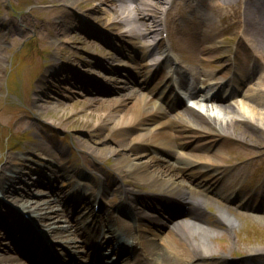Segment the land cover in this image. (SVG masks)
<instances>
[{
  "label": "rangeland",
  "instance_id": "obj_1",
  "mask_svg": "<svg viewBox=\"0 0 264 264\" xmlns=\"http://www.w3.org/2000/svg\"><path fill=\"white\" fill-rule=\"evenodd\" d=\"M240 1L241 0H238L231 8H223L222 11L231 12L232 10L238 9L239 6L241 7ZM177 2H179V0H177ZM154 3L159 4L157 1H154ZM98 4L99 1L90 2L89 0H82V2L73 6L61 0H0V39L2 37L0 42V166H3L6 161H1V159H6L7 156H24L28 154V156H30L29 158H33L27 150L36 151L35 146L38 144H44L48 147L49 143L60 141L66 143L64 147H73V144L68 142L63 136H73L76 139L73 142H76L80 148L86 149L88 145H91L94 146L96 151H99L106 147L103 143L104 140L101 142L92 140L94 139V134L100 133L107 135L109 130L117 124L116 121L121 119L122 113L116 115L115 119H113L114 121H112L113 123L109 124L111 127L107 126L106 128L97 129L95 126V121L98 119L96 116L97 109L89 106V102L86 101L88 98H91L90 96L86 94L78 96L71 93L72 91L82 92L79 90V86L75 84L71 85L68 91L66 90L63 95L55 97V99L53 93L56 87L50 86L51 88H49L50 91L47 92V95H44V98L40 97L44 100H52L53 102L50 104H44L42 101L38 102L37 99V86L45 74L43 67L52 61V56L54 57L55 54L58 53L60 56V61L58 62L59 66H65L64 68H68L69 66L79 69L82 66V62L84 60L87 61V54L83 51L81 52V49L87 50L88 48L75 44L74 41H76L77 38L74 39L73 36L79 35L84 37L81 33L84 29L81 26H87L85 22H83L84 20L88 21L87 19L95 26L102 25L101 27L105 30L107 29L105 25H109L110 23L108 22L112 21L113 17L107 14L104 20L98 21L96 19V17L99 18L100 16V13L98 15L100 7H96ZM132 4L133 2L130 0L125 1V5L128 7L132 6ZM109 5V2L104 3L103 8L107 9ZM157 6V9H161L165 5L161 6L159 4ZM223 6L224 5H222V7ZM184 10L185 11L182 10V12L177 6L174 9L173 17L179 16L175 18H179L181 24L187 16L191 17V11L186 12V9ZM74 16H77L76 21L74 20ZM217 17L218 13L215 10L210 13L207 19L214 29L218 27ZM81 20L83 23H80ZM237 22L238 19H235L234 23L228 27L227 31H224L225 34L220 37L224 40V47L217 51L218 56L204 63H195L194 67L196 69L198 68V70L202 72L207 70L211 75H224L225 71L222 70L221 72L220 69L228 58L234 56L235 48L238 47L237 37L239 38V36L233 34V31L237 29ZM223 23L226 22L222 20V27ZM53 24L61 28L56 34H51V26ZM110 26L115 28L118 27V25L115 24H110ZM188 29L192 30V26ZM85 31L86 30H84V32ZM46 43H49V45H45ZM59 47L62 49L60 50ZM87 51L96 53V55L102 57H107L111 59V62L116 68L119 67V62L115 61L112 56L114 53L103 45L94 44ZM227 53L229 55H226ZM242 56L243 53L240 57ZM235 58H239V56L236 55ZM254 67L255 70L253 73L248 74L249 77L252 76L250 77L252 83L250 80L247 82L244 81L245 83L240 88L241 95L229 106L232 108V114H224L221 109L213 107H211L212 109L206 110L211 119L217 120L218 122H225L227 119L240 120L248 118L254 122L256 121L258 126L262 129V138L259 139H255V135H252V133L249 134L251 129L241 127L239 131L234 130L233 135L237 136L243 143L234 142L232 145H228V150L224 152V157H226L224 162L226 161V164L234 160H244L249 163V167L243 172L244 174L240 181V185L244 188H247V186H262L261 183L263 182L262 180H264L258 179L260 177L258 175L264 171V76L262 74L263 69L257 66V62H255ZM218 70H220L221 73H219ZM93 74L99 77V73ZM81 77L84 76L82 75ZM115 78L116 77H114V79ZM56 80L59 81L56 83V86L61 83V85L65 84V82L60 81L59 77H56ZM102 80L111 88L113 87L114 94L95 97L98 103L101 100L108 103L114 99L120 101V98H124L128 94L126 89H123V86L119 84L117 80L116 82L114 80H112V82H108L106 79ZM249 94H255L260 97L259 104L255 106L254 103L249 102L247 98ZM106 102L105 104L107 105L108 103ZM128 105H133V102L129 100ZM243 107L252 109L251 111L255 112V114L250 117L249 114L243 111ZM92 111L94 114L90 115L89 113ZM46 123L50 124L52 128H49ZM203 125L205 124H202V126ZM45 131L50 134V137L44 135ZM141 131L139 129H134L132 135H136ZM54 143L57 144V142ZM75 147L71 150L73 159L81 164V162L84 161L83 155H80L79 150H76L78 149L77 145H75ZM113 147L115 148L117 146L113 145ZM258 149L263 150L259 152ZM96 153L99 154L98 152ZM34 154H37V152ZM103 156L104 157L98 163V165L103 163L101 168H106L108 166L114 170L113 165H121L119 163L122 158L120 157L117 159V154H106ZM150 156L151 155H149V157ZM159 156L160 158L164 157L167 159L168 163H174L173 156L171 155L167 157L161 153ZM133 158L135 157H132V159ZM148 159L149 158L145 156L140 160L133 159L130 163L131 165L141 164L142 161H147ZM86 160L91 163V158ZM12 167L11 169L13 172L14 169ZM60 167H65L67 169L68 165L61 164ZM90 167L91 165L86 163L85 168L89 169ZM130 171L131 170L128 172ZM93 177L97 178L96 175H93ZM85 180L91 182V179L86 178ZM23 181L27 182L29 180L24 177ZM182 181L193 188L186 180ZM84 182L87 183L86 181ZM120 183V180L116 179L112 187L118 190L117 186L121 185ZM190 187L189 189H191ZM36 198L39 200L42 199L41 201L47 199L40 196ZM111 201H118V199L109 198L108 200H104L106 205H109ZM227 205L228 203H221L223 208H227L228 206L234 207V205ZM41 214L36 215L39 216ZM245 216L248 217L246 218L247 220L243 219L242 223H238L239 227L235 228L236 236H232L235 237V240L232 241V245L228 243V251H232L234 255L240 256V262L248 260L249 264H260V258H256V260L247 259L248 254H242L241 250H247L251 247L264 249V225L260 223H264V219L260 218L264 217V213L257 212L256 215ZM62 218L64 219V216H62ZM63 222L66 223V220H63ZM211 230H213V233L209 234L207 237V242L211 249L208 251L217 254L220 251L222 252L221 244L216 243L213 239L220 234L222 236L224 230Z\"/></svg>",
  "mask_w": 264,
  "mask_h": 264
},
{
  "label": "bare ground",
  "instance_id": "obj_2",
  "mask_svg": "<svg viewBox=\"0 0 264 264\" xmlns=\"http://www.w3.org/2000/svg\"><path fill=\"white\" fill-rule=\"evenodd\" d=\"M61 1H64L71 6L82 2V0ZM89 1H99V4L96 6L100 7V10L98 11V15L100 13V16L99 18L96 17L98 21L104 20L105 17H107V14L113 17V20L108 23L118 25V27L115 28L113 26H110V24L106 27L114 31L117 36L125 37L128 41L132 40V38L140 37L142 38L143 43L148 42L149 39L153 42L154 38L159 36V33L162 31L160 19L166 6L161 9H157V5H167L168 7V4L170 3V0H133V5L128 7L127 5H125L126 0ZM154 1H157L159 4L154 3ZM220 1H222L224 4L232 5V2H234L235 0ZM108 2L110 3L109 8H103V4ZM194 2L195 0H184L185 5L188 7L190 5L193 7ZM261 2H263V0H241V8L236 9L232 16L239 18L243 23V42L248 45L247 38L245 36V34L247 33L248 39L250 41L253 40L254 42L252 41V44L256 46L254 49V53L258 58L264 60V4H261ZM211 3L213 5H207V7L211 9V11L217 10V6L219 8V3H217L216 1L211 0ZM208 17L209 15L202 17L198 25H192L194 22L185 20V22L176 29L178 33L171 34L172 48L175 51L183 53V55H186L192 61H199L202 55L215 58L217 56L216 49L218 48L210 41L211 30L208 28ZM76 19L77 16H74L75 21ZM170 26L171 25L167 26V30L170 28ZM191 26L192 30L188 29ZM60 30L61 28H59L58 25L56 26L55 24H53L51 26V34H56ZM89 33L91 32H88L87 34ZM90 37L94 36L91 35ZM73 38H77V40L74 41L75 44L88 49H90L94 44H97L95 43L94 39L85 38L79 35L75 37L73 36ZM1 40L2 37L0 39V42ZM156 44H160V42L157 41L151 48H153ZM45 45H49V43H46ZM59 49L61 50L62 48L59 47ZM55 59L60 61V56L58 55V53ZM94 63L95 62L93 60H90L87 63V66L93 68ZM62 71L64 73L69 72L73 74L72 69L70 68L68 70L62 68ZM129 82L136 83L137 79L135 77H132ZM44 87L46 86L44 85ZM142 90L145 89L142 88ZM59 92H61V90ZM40 93L41 94H39L37 98L38 102L42 101L44 104H50L53 102L52 100H44V95L42 94L43 92L41 91ZM77 93L79 92H75V94ZM248 98L253 103L259 104L260 97H258L257 95L249 94ZM86 101L89 102V106L97 109L96 116L98 117V119L95 121V126L97 127V129L106 128L107 126L111 127L109 124L113 123L112 121H114L113 119H115L116 115L121 113L123 115L121 119H118L116 121L117 124H115V126L112 127L111 130H109L107 135L96 133L94 134V139H92L91 137V139L95 142H101L104 140L103 143L104 145H106V147L99 151H96L94 149V146L91 145H88L86 149L79 148V150L83 153V160L86 161V159L93 158V162H97L98 164V162L104 157L103 155L117 154V159H119L120 157L122 158L121 162L119 163L121 165L117 166L115 169L116 171H118L117 174H120L121 177H123V175L128 176V174L126 173L131 170L130 176L133 178H131V182L128 179L126 181L136 185L137 180L141 185L148 186L151 189L161 190L167 195L179 198L184 202H189V199L194 197L195 199L200 198L202 202L206 193H209V195L213 193L221 199L228 198L231 195H227V191L230 190L229 186H226L224 183L221 184L220 188H218V186L216 187V185H218L219 181L222 179V177H224L225 174L227 176L229 175V182L231 185L237 183L241 172L245 169L242 164H237L236 168H233L232 170L226 169L221 166L226 158L224 157V152L228 150V145H232L234 142L240 144L243 143L238 139L237 136L233 135L234 130L239 131L241 127L251 129L250 132H247H249V134L252 133V135H255V139L262 138L261 127L258 126L256 121L254 122L251 119H227V121L225 122L212 120V123H210L208 121H205L204 117L193 115L192 111L190 110H184L183 112L188 118V122L179 121L178 123V121H175L174 123H171L170 121H168L157 124L162 132L155 133L152 137V141L146 139L143 140L142 134L135 137H128L126 136L127 134L129 135V131H127V129L131 128V126H136L137 120H148L149 118L152 122H160V120L156 119V117L159 116V112L152 113L148 110L146 111L141 107V105L138 106L133 104L127 106L126 100H113L109 103L101 100L98 103V100H96V98H90ZM135 101H139L141 102V104L149 103V105L151 102V107L153 108L161 106L144 91L139 96H137V98L135 96ZM105 102L108 104L106 105ZM225 108V112L232 111L229 106ZM251 110L252 109L243 107V111L249 114L250 117L255 114V112ZM89 114H94V112L92 111ZM173 124H177L179 127H175V125ZM202 124L205 125L202 126ZM171 128L176 129V135L169 131ZM163 137L164 139H166L161 141ZM68 139L71 141L76 140L73 136L69 137ZM136 140H139V142H135ZM144 143H148L149 145L160 144V146L163 145L166 147H170L173 152L177 148H186L187 153L185 155L182 154L178 158L179 160L184 159L185 161L184 165H181L182 170L178 171L176 169V166L167 164L163 159L157 157H151L152 159L142 161L141 164L131 165L130 162L133 161V159L140 160L143 156V154H139V150L143 147L142 144ZM113 145L117 147L114 148ZM137 145H139V147H137ZM35 149H37L40 154L50 153V150L44 144H38L37 146H35ZM263 149H258V151L261 152ZM96 152L101 155L97 154ZM132 157L135 158L132 159ZM7 161L8 163H10L13 162V159L8 158ZM93 167L95 166L93 165ZM7 171H12L8 168L7 165L0 167V185L3 181L2 179L7 177ZM182 177H185L186 179L192 181L196 186L203 187L198 190L188 191L186 190V188H184V186H182V183L178 182V180ZM6 182L7 184L9 182H14L7 186L9 190L8 193H11V195L9 194L7 198H10L11 202L19 201V203L25 205V210H27V212H34L39 214L49 210L51 211L55 208L54 205L50 204L49 202H31L30 204V202L27 201L25 199V196H22V194H20L18 197L12 195L15 188L14 185L19 186L20 181L17 179H12L10 177L9 180H6ZM20 187L21 186H19L18 188ZM27 189L28 191L32 190V188ZM36 192L40 191H35V193ZM245 196L249 197V194H246ZM234 197H236V195ZM230 198L231 197H229V199ZM261 200L262 197H256L251 202V204L244 203L242 207H245L249 210H254L256 212L257 210L255 207H253V203L255 201L259 202ZM133 203L134 201L131 200L132 205ZM258 207L259 205H257V208ZM220 212V214H222L223 221H225L224 224L227 229H229L230 227H234L232 219H230V215L224 210ZM10 214L11 212L3 210V212L0 214V218L5 217V215L10 216ZM56 216L58 215L56 214ZM51 217H53V215L49 216L47 214H44L42 219H40V222L44 224L45 222H43L42 220L45 219L46 221ZM12 218H14V216ZM193 218L199 221L204 220V217L202 216H193ZM260 218L264 219V217ZM100 219L103 221V223H108L111 220L114 221L117 228H119L120 231L125 234V236L130 237V239H136V236L132 234V232L128 229L125 222L120 223L119 218L108 213L107 210L101 214ZM18 220H22V218L19 217ZM260 223L264 225L263 222ZM14 232L20 237V239H22L20 230H14ZM205 233L207 234L206 231L201 230L197 227H189L184 224H179L178 226H174L173 228H171L166 237L162 239H158V235L155 233L151 236L145 235L143 233L142 236L137 235V238L140 239L139 241L141 242L142 240L143 248L140 251L134 252L133 259L129 264H187L191 260L190 259L186 263H183V261L186 260L187 257L192 258V256L198 254H200V256H206L211 253L208 251L211 249L207 248L208 242L207 238H205ZM69 236L71 235L57 233L54 235V239L68 238ZM184 237H186L187 240H184ZM116 240L117 237L115 235H112L109 239V244L113 245ZM183 241H185L186 243L184 244ZM222 248L227 249V246L223 244ZM253 248L254 247H251L247 250H241V252L253 254H256L257 252H264L263 248H254V250ZM225 259L226 258H224V260ZM0 264L21 263L18 259H15L8 255L0 254ZM121 264H124V259L122 260ZM205 264H216V262L211 261Z\"/></svg>",
  "mask_w": 264,
  "mask_h": 264
}]
</instances>
